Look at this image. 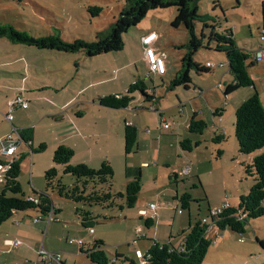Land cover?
Segmentation results:
<instances>
[{"label":"rangeland","instance_id":"rangeland-1","mask_svg":"<svg viewBox=\"0 0 264 264\" xmlns=\"http://www.w3.org/2000/svg\"><path fill=\"white\" fill-rule=\"evenodd\" d=\"M124 4L125 0H0V25L12 26L34 38L56 34L68 42L75 39L91 42L97 39L98 34L108 32ZM90 7L102 8L100 15L92 17ZM172 12L176 14V8L148 14L140 25L124 34L125 46L122 51L94 58L87 57L83 52L65 54L56 51L42 52L31 47L16 48L17 46L8 45L5 39H0V62L24 58L21 64L2 65L0 68V111H4L1 112L2 117L5 116L11 133L14 124L36 125L34 149H38L41 144L47 146L45 151L36 153L27 148L19 178L26 196H36L30 188L32 178L35 182H43L44 190L46 189L44 174L51 168L58 170L65 185L72 186L75 182L73 176L64 174L63 167L53 161L52 141L55 133L58 130L62 133L65 128L62 123L58 126L54 121L53 116L58 108L64 107L71 115L78 109L86 113L98 110L105 113H98L96 119L103 125L108 124L106 134L110 135V144L103 157L114 170L113 192L125 193L128 183L126 167L142 168V189L133 208H89L93 215L100 216L94 224V233L82 227L76 213V208L81 205L56 193H51V198L61 213L57 222L49 224L55 225L51 236L46 222H34L42 217L39 210L16 213L0 227V234L6 232L3 238H11L12 241L20 239L23 246L13 250L16 255L28 245L32 246V250L28 254L31 258H27L30 263L24 260L26 258L16 256L12 264H35L40 259L39 252L44 246L46 250L58 248L57 251L68 260V264H93L85 254L80 253L77 244H69L68 240L71 239L85 241L86 248L94 240L104 241L110 264H130L125 257L140 264L138 250L143 255L146 254L154 241L180 247L182 236L190 225L207 218L210 211L225 204L236 207L239 198L249 193L254 177L246 173L244 165L250 164L255 157L264 153V148L253 155L239 152L235 136V113L242 99L254 94L253 87L225 95L226 86L232 79L230 73L225 75L229 69L228 61L224 53L207 48V36L204 38V47L195 54L194 60L202 64L211 63L214 68L201 77L193 72L194 80L190 90L170 92L167 79L176 71L180 59L171 40L177 43L189 40L184 26L174 28L171 24H161L159 21L158 26L162 29H153L160 34L162 48L167 54L165 77L150 72L147 63L142 60L140 39L144 30L149 24L155 23L158 13ZM199 12L214 20L210 23L217 26L219 33L231 31L236 44L249 53L256 51L260 41L264 40V0H199ZM202 29V24L198 23L197 34L201 35ZM29 65L30 69H25ZM9 70L16 74L4 75ZM249 72L259 90L260 98L264 99V61L251 67ZM138 79L146 82L150 93L160 97L156 103H144L141 93L136 92L135 100L127 109L115 110L92 104L99 97L116 92L119 96L126 95L130 85ZM39 83L49 87L43 93L24 94L26 89H33ZM18 90L26 99H30L29 109L20 108L12 112L11 104L21 96L16 94ZM216 109H223L222 116L214 115ZM195 110L208 126L202 134L189 135L187 124ZM67 111H64L66 116ZM45 114L52 116L45 117ZM126 121L136 125L138 129V148L128 155L125 153ZM223 132L225 139L215 143L213 138ZM187 137L193 142L191 152L183 151L180 147L179 141ZM196 143L199 144L197 147ZM45 162L49 166L41 172L42 163ZM101 164L96 163L94 169H98ZM186 169L188 173H185ZM2 187L0 182V191ZM185 193L192 197L189 210L181 206L180 200ZM119 203L123 205L124 200ZM151 204L155 206L154 210L150 209ZM149 218L155 221L150 228L145 224ZM16 222H19L22 230L35 228L37 237L29 240L24 235L22 238L21 232L16 231ZM208 237L212 244L203 264H264V216L250 221L244 234L230 229L220 231L214 227L208 231ZM3 238L0 250L6 249ZM35 249L38 250L37 253ZM118 254L124 258L111 263ZM1 255L3 254L0 252ZM4 263L0 257V264Z\"/></svg>","mask_w":264,"mask_h":264},{"label":"trees","instance_id":"trees-1","mask_svg":"<svg viewBox=\"0 0 264 264\" xmlns=\"http://www.w3.org/2000/svg\"><path fill=\"white\" fill-rule=\"evenodd\" d=\"M176 8V17L171 23L172 27L179 28L184 26L189 35L186 44L179 46L185 53L180 61V69L173 78L169 80L168 90L181 87L185 91L191 89L194 80L192 73L196 72L199 77L204 73H209L213 68H209L202 63L194 60L195 54L204 47V38L209 37L207 48L216 52L224 53L228 61L232 82L226 86L225 95L228 96L242 88L253 87L254 94L239 105L236 109L235 117V136L239 144V152L244 155H253L255 152L264 148V106L259 96L258 89L249 72L251 67L258 63L253 59V51L248 52L240 48L232 35V32L219 33L217 26L210 22L209 15L199 12V0H125L123 9L118 17L111 24L108 32L98 34L95 41H85L75 39L71 42L65 41L60 35H50L48 37L34 38L25 32L18 31L12 26L0 25V39H5L14 45L28 48H35L42 52L56 51L65 54H76L83 52L87 57L94 58L101 54L118 52L124 49L123 36L131 28L140 25L148 14L155 11H162ZM102 11L100 7H90L89 12L92 17L99 16ZM214 22V20H212ZM203 26L201 35L197 34V24ZM264 29V27H263ZM206 30L209 32L206 33ZM260 47V44H259ZM166 74V73H165ZM161 76V75H159ZM164 76V75H162ZM140 92L144 103H156L160 97H156L149 92V87L143 80H136L127 90L126 95H108L97 99V103L105 108L122 110L130 107L135 100L134 94ZM223 109H216L215 116H222ZM207 123L193 113L189 125L188 133L202 134L207 129ZM22 141L31 145L34 132L32 128L18 131ZM225 139L224 134L213 138L215 143H220ZM182 140V139H181ZM180 142L183 151H193V142L187 138ZM199 144L196 143L197 147ZM47 148L46 144H41L38 149H32L34 153L43 152ZM138 148V129L136 125L125 122V153L131 154ZM221 151L219 155H221ZM74 151L64 145L59 146L53 155V161L63 167V173L74 177L75 182L72 186L65 185L59 177L58 170L51 168L44 174L46 189L43 192H34L35 197L25 195L19 181L21 165L26 156H19L10 163V168L5 174V180L0 192V227L9 222L18 212H26L37 209L45 220L47 213L54 207V221L61 213V210L53 203L51 193H56L60 197L70 199L81 207L76 208V213L80 217L82 227L94 230V224L100 216L93 215L89 208L100 206L103 208H113L118 206L120 210L124 207L133 208L141 192L142 168L126 167L125 176L128 179L125 193H115L112 190L114 170L111 164L104 161L98 169L91 168L86 164L73 165L71 163ZM245 171L249 176L254 177V184L250 187L247 195L239 198L238 205L233 207L225 204L221 207V213L211 216L209 212L210 224L197 220L190 225L187 232L182 236L180 247L176 248L171 243H160L154 241L141 259L144 264H203L205 257L212 244L208 237L211 228L220 231L230 229L231 231L244 234L250 221L264 216V153L255 157L253 161L244 165ZM38 198L36 204L31 199ZM124 200L123 205L119 202ZM181 206L189 210L192 197L185 193L181 197ZM108 218H104L107 220ZM145 224L148 228L155 224L153 218L146 219ZM81 253L93 264H110V259L106 253V246L102 240L94 242L86 248L80 247ZM124 258L117 255L111 263ZM130 264H137L128 257L124 258Z\"/></svg>","mask_w":264,"mask_h":264},{"label":"crops","instance_id":"crops-1","mask_svg":"<svg viewBox=\"0 0 264 264\" xmlns=\"http://www.w3.org/2000/svg\"><path fill=\"white\" fill-rule=\"evenodd\" d=\"M158 14H157L158 17H156L155 23L154 24H149L148 27H146V29L144 30V32H143V34L141 36V39H140V47H141V50H142V60H144L145 63H146V61H145V57H144V46L142 44V37L145 36L147 33H149L150 31H152L155 28L162 29L161 27L158 26L159 21H160L161 24L170 25L173 22V20L175 19V17H176V14L173 13V12H172V14H170V13H168V14L167 13H158ZM167 35H168V33H167ZM159 36H160V34H159ZM161 40H162V38L160 36V38L155 43V49H156L157 53H159L161 55H165L166 52L162 48ZM181 41H182V43H177L174 40H171L172 47H173V49L175 51L178 52V55H179L180 59H179L178 65L176 66V71L173 73V75L170 78L167 79V82L171 78H173L175 76V74L180 69V61H181V59L183 57V54L185 53V50L184 49H179V46H182V45L186 44L188 42V40H181ZM6 43H8V45H12V46L14 45V44H11V43H9L7 41H6ZM14 46H17L16 48L21 47L22 49H24L23 46H20V45H14ZM23 62H24V58H21V57L20 58H14V59H7V60H4V61L0 62V68L2 67V65L14 66V65H16L18 63L21 64ZM203 65H206V64H203ZM223 67H225V66H223ZM27 68L30 69V65L25 67V69H27ZM227 73L228 74L230 73L229 69H228L227 72H225V75ZM13 74H16V72L9 70V72L4 74V75H7V76L11 75L12 76ZM163 77H165V76H163ZM224 78L222 80V83H224ZM232 80H233V77H232L230 82H232ZM47 87H49V86H46L43 83H39L38 85L35 84L33 89H31V88L30 89H26L24 94H27V92L28 93H36V92L43 93V91H45V89ZM16 88H19V87H16ZM181 89H182L181 87L175 88L174 90H171L170 92L181 93ZM19 92H21V91L18 90V93H16V94L17 95L21 94V96H23L26 99V97L22 93H19ZM118 94L119 93H117V92L113 93V95H116V96H119ZM200 94H202V92ZM250 97H251L250 94L248 95V97H244V99H242L240 105L244 101H246L248 98H250ZM26 100L28 102H30L29 101L30 99H26ZM261 101H262L263 106H264V99H261ZM96 102L97 101H94L92 104L95 107H101L98 104H96ZM53 108H56V107L53 106ZM16 109H20V108L17 107V108L14 109V111H16ZM64 111H67L66 109L64 110V107L63 108H58V110L55 111L56 115L53 116V118L55 119L54 121H56L55 123L58 124V126H59V124L61 125V123H62V125L65 126V128H64V130H62V133L59 130H58V132L55 133L54 141H52V144H51L52 150L55 151L61 145H64V146H67V147L71 148L74 151V157L71 160V163L73 165L86 164V165H88L90 167L95 168V166H96L95 164L96 163H103L104 162V158H105V157H103V155H104L106 149L108 148V146L110 144V135L106 134V128L108 127V124L107 125L101 124L102 122L99 119L97 120L96 116H97L98 113L99 114L102 113L103 115L105 113L101 112V110H98L97 112L91 111V112H87L86 113V111L85 112H81L78 109V110L73 112L74 115L73 114L72 115L69 114L68 111H67V116H66ZM1 112H4V111H0V164H3V163L9 162V160H10V158L8 156L2 154V148H3L2 147V141L9 134H11V132H10L11 127L7 123V121L5 120V118H4L5 116L2 117ZM193 113H197L198 117L200 119H202V117L199 116L200 113L198 111L195 110V111H193ZM193 113L191 114L190 119H191ZM46 116L50 117L52 115L51 114H45V117ZM190 119H189V121H190ZM187 125H189V123ZM27 128H32L33 129V132H34L33 141L31 142L30 146L27 145L24 142L20 145V147H19V156H21V155L26 156L27 155L26 154L27 148H30L31 151H32V149H34L35 134H36L37 126L36 125H26L24 123H19V125L14 124V127H13V131L14 130L21 131V130L27 129ZM56 128H57V126H56ZM223 134H224V132H223ZM187 138H190V137H187ZM42 164L43 165L41 166V172L45 171L46 168L49 166L48 163L46 164V162L42 163ZM144 164H146V163H144ZM2 186H3V183H2ZM30 188L34 192H43L44 184H43V182L42 183L35 182V179L32 178L31 179V183H30ZM28 197L32 198L33 196L29 195ZM58 216H57V220H58ZM41 221L46 222L47 231H49L50 236H51V234H53V232L55 230V225L52 226V225H49V224L53 223V222H57V221H52L49 224L45 220H41ZM34 222H36V220H34ZM17 223H18V227H17L16 231H20L21 232L22 238H23L24 235L28 236L29 240L31 238H36L37 237V235H36L37 232H36L35 228H27V230H22V228H19V222H16V224ZM5 234H7V233L6 232H1V234H0V242L2 241V238H3V236ZM71 240H73V239H71ZM10 241H12L11 238H8V237L3 238L4 246H5L6 249L5 250H0V252L3 254L0 257L4 260V262H5L4 264H12V262H14L13 258H15L16 256H18L19 258H26L24 260H26V262L30 263V261H28L27 258H31V257H29L28 254L32 250L31 249L32 246L28 245L25 250L20 249L18 251V255H16L15 253H13V250L15 248L10 250L9 247H7L8 246V242H10ZM69 241L70 240H68V242ZM79 241H83V240L80 239ZM46 242H47V240H46ZM83 242L86 245V242L85 241H83ZM74 245H76V244H74ZM22 246H23V244L21 243L20 246L17 247V248H22ZM79 247H81V246H79ZM36 248H38V247H36ZM57 249L58 248H56V249H47L46 250L45 246L43 248V250H46V251L51 252V253H59L57 251ZM35 251H36V253L38 252L37 249H35ZM80 253H81V251H80ZM137 253H138V255H141V254L143 255L141 250H138ZM61 261H62V264H68V260L64 259L63 257H62ZM14 264H17V263H14ZM35 264H46V263L39 259L38 261H36Z\"/></svg>","mask_w":264,"mask_h":264},{"label":"built area","instance_id":"built-area-1","mask_svg":"<svg viewBox=\"0 0 264 264\" xmlns=\"http://www.w3.org/2000/svg\"><path fill=\"white\" fill-rule=\"evenodd\" d=\"M262 36L264 39V29L262 32ZM160 38L159 33L156 31H151L147 33L145 36L142 37V44L144 46V57L145 61L149 67L150 72L155 73L156 75H165L167 67H166V61L165 56L157 53L155 49V43ZM253 59L259 63L261 61H264V40L260 41V47L253 52ZM207 67L214 68V65L211 63H207ZM22 108V109H28L29 104L28 101L23 97H18L12 104H11V111L13 112L15 108ZM7 118L10 119L8 116ZM13 133L15 135H13ZM23 143L19 133L17 130L12 131L11 134H9L3 141H2V154L8 156L10 158L9 162L0 164V182L3 183L5 180V174L10 168V163L13 162V160L17 159L19 157V147ZM188 169L185 170V173H188ZM34 201V203L38 204L39 199L33 198L31 199ZM151 210L155 209V206L151 204L150 206ZM221 213V207L219 209H216L214 211H210L211 216H216ZM45 221L49 224L50 222L54 221V207L50 209V211L47 213V216L45 217ZM38 222V220H36ZM203 223L210 224L209 218H204ZM139 233L141 232V229L138 230ZM91 233H94V230L90 231ZM21 242L19 240L10 241L8 242L9 249L17 248L19 247ZM69 244L74 245L77 244L79 246L84 245L83 241H75L70 240ZM40 260L45 262L46 264H62V256L59 253H51L46 250H42L39 252ZM144 255H140L141 259ZM142 264H144L142 262Z\"/></svg>","mask_w":264,"mask_h":264}]
</instances>
